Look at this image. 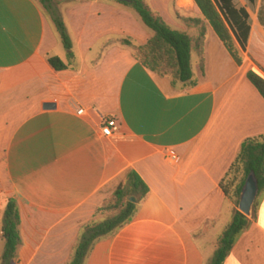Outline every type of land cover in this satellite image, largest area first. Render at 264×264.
<instances>
[{
	"label": "crops",
	"instance_id": "0c3cea01",
	"mask_svg": "<svg viewBox=\"0 0 264 264\" xmlns=\"http://www.w3.org/2000/svg\"><path fill=\"white\" fill-rule=\"evenodd\" d=\"M144 2L162 15L157 1ZM257 2L234 1L250 15L246 49L236 40L243 64L209 29L203 55H192L198 85L179 91L129 47L110 44L121 35L141 44L154 36L120 4L81 0L69 9L75 58L70 62L65 50L61 59L69 68L57 72L48 62L57 56L56 39L42 6L0 0V183L8 198L4 215L11 199L20 209L22 245L15 264H66L78 229L69 219L91 212L131 171L150 193L133 221L98 241L85 264L212 262L236 213L221 182L243 142L264 136V99L247 79L251 70L264 78V22L259 8L254 17L250 9ZM84 6L94 10L80 17L76 11ZM47 103L56 109L44 110ZM104 118L118 122L113 138L102 134ZM169 151L177 163L166 159ZM257 202L256 220L225 264H264V194ZM5 245L0 237V264Z\"/></svg>",
	"mask_w": 264,
	"mask_h": 264
},
{
	"label": "trees",
	"instance_id": "16d2710c",
	"mask_svg": "<svg viewBox=\"0 0 264 264\" xmlns=\"http://www.w3.org/2000/svg\"><path fill=\"white\" fill-rule=\"evenodd\" d=\"M37 1V0H36ZM200 10L202 19H188L198 29L197 36H190L187 32L173 29L144 0H129L124 3L131 7L140 17L144 25L153 31L154 36L146 45L140 47L135 58L148 70L158 77L171 79V85L179 90H190L198 85L192 67V55L196 50L203 55L207 29L203 27L206 21L222 41L238 65H242L244 58L236 46V40L245 50L248 44L251 27L250 15L246 8L238 9L234 0H193ZM254 4L256 0H248ZM43 10L50 12L53 22L61 36L64 49L70 62L75 58L73 42L67 27L61 17L52 10L53 0H40ZM48 62L57 72L68 70L67 65L60 57H49ZM204 72V60L200 63ZM247 79L258 90L264 99V78L251 70ZM251 172H254L259 181L260 195L264 194V136L249 138L243 142L240 151L228 174L221 182V188L228 200L239 204V198L245 182ZM150 193L149 187L135 172L126 175L114 194V207L118 214L113 218H106L101 222L89 225L82 234L80 243L75 251L71 264H85L94 245L114 234L127 224L131 223L140 207V204ZM130 196L138 197V203H132ZM256 202L252 218H248L237 211L230 225H228L219 240L218 248L210 264H225L231 255L240 236L250 228L252 221L257 218ZM2 232L6 240L5 251L1 264H15L18 252L22 245L21 215L16 200H9L4 215Z\"/></svg>",
	"mask_w": 264,
	"mask_h": 264
},
{
	"label": "rangeland",
	"instance_id": "374dc122",
	"mask_svg": "<svg viewBox=\"0 0 264 264\" xmlns=\"http://www.w3.org/2000/svg\"><path fill=\"white\" fill-rule=\"evenodd\" d=\"M81 0H53L52 3V10L55 11L63 20V22L65 23V25L68 23V15H69V9L73 6H75L76 4H78ZM107 2H111V3H116V4H120V8L123 11L126 12H132V14H134L137 18V20H139L140 24H142V26L145 28V30L147 32H149L150 34H153L149 29H147L143 22L141 21V19L138 17V15L136 14V12L129 6L125 5L124 3L121 2H116L114 0H106ZM147 3H149L150 1H152L153 3H155V1H157L156 4V8L158 9V11L160 13H162L161 17H166L168 19V21L171 23V25H173L174 27H178L176 25V23H178V25H180L181 29H186L188 32H191L192 35L195 37L198 35V29L195 27L194 24H189L187 22L188 19H202V14L200 13L198 7H196L195 3L193 0H146ZM235 4L237 6H239V0H234ZM37 2L42 6L40 0H37ZM155 7V6H154ZM43 8V6H42ZM259 8L260 12H259V17L263 20L264 22V0L260 1L258 0L257 4L254 6H250L251 9V14L254 17L255 15V11L256 9ZM94 10L93 6L87 7L84 6V8H82L81 10L77 9V15L78 16H82V14L84 15L85 13H89V15H91L90 13H92V11ZM196 10H198L197 13ZM196 12V13H195ZM46 15L47 18L49 20V22H51V30L53 32L54 38L56 39V45H55V51H56V55L60 58L65 57V49L63 47V43L61 41V36L58 33V30L53 22V18L50 12L46 11ZM89 21L92 20V18L88 19ZM80 22L82 24V26H86L88 24L87 20L80 19ZM203 27L206 28L207 30L210 29V31L212 32V34L215 35V32L213 31L212 27L205 21L203 24ZM68 31L70 34H73V30L71 29V27L68 26ZM150 40V39H149ZM148 40V41H149ZM147 41V42H148ZM110 44L114 45L116 44L117 46H121L123 48L125 47H129L130 50L132 51V53L134 54V57L138 51V49L145 44H141L138 42V40L134 39V37L128 36V35H121V36H117V37H112V39L110 40ZM241 56L244 58V56L241 54ZM162 78V77H160ZM163 79H168L171 83V79L169 77L163 78ZM2 152L3 149H0V158L2 157ZM115 194V193H114ZM114 194H110L106 197L105 200H103V202H100L98 205H94V207L92 208L91 212H87L85 213L83 216H72L69 220L74 224L75 221L78 223V229L76 232V238H75V243L74 246L72 248L71 254H70V260H67L66 264H71L74 255H75V251L80 243L81 237L83 232L85 231V229L93 224V223H97V222H101L102 220L106 219V218H113L114 216H116L118 214V210L114 207ZM133 197V196H130ZM135 198L138 199V197L134 196ZM7 197L4 195V193L2 192V185L0 183V220H3L4 217V210L3 207L5 205V202H7ZM240 199V198H239ZM239 201V200H238ZM8 204V203H7ZM235 205L236 208V212L239 211V204L237 205L235 202L233 203ZM232 220H230V224H231ZM229 224V225H230ZM75 229H73L72 233L70 234L71 237H75L74 232ZM2 231V230H0ZM0 237L4 238L3 233L0 234ZM57 264H61L62 262H56ZM54 262H51V264H56Z\"/></svg>",
	"mask_w": 264,
	"mask_h": 264
},
{
	"label": "water",
	"instance_id": "95a60500",
	"mask_svg": "<svg viewBox=\"0 0 264 264\" xmlns=\"http://www.w3.org/2000/svg\"><path fill=\"white\" fill-rule=\"evenodd\" d=\"M121 3H127L129 0H116ZM56 105L47 103L44 105V110L50 111L55 110ZM260 194L259 181L254 172H251L248 176L245 185L242 189L239 199V211L248 218H252L254 214V207ZM132 203H138V199L130 197Z\"/></svg>",
	"mask_w": 264,
	"mask_h": 264
},
{
	"label": "built area",
	"instance_id": "2783aa9c",
	"mask_svg": "<svg viewBox=\"0 0 264 264\" xmlns=\"http://www.w3.org/2000/svg\"><path fill=\"white\" fill-rule=\"evenodd\" d=\"M77 113L78 115H84L85 110L80 108ZM101 130L103 136L107 138H113L118 132V122L115 119L104 118L102 122ZM166 159L173 164L177 163L179 160L178 156L173 151L167 152Z\"/></svg>",
	"mask_w": 264,
	"mask_h": 264
}]
</instances>
